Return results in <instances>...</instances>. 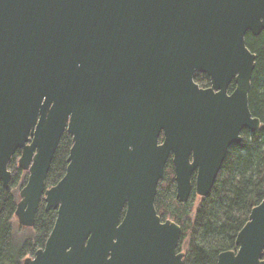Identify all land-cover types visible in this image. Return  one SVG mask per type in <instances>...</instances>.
I'll use <instances>...</instances> for the list:
<instances>
[{
  "label": "water",
  "instance_id": "obj_1",
  "mask_svg": "<svg viewBox=\"0 0 264 264\" xmlns=\"http://www.w3.org/2000/svg\"><path fill=\"white\" fill-rule=\"evenodd\" d=\"M262 31L264 0H0V181L19 150L17 223L33 227L41 199L57 212L23 264H183L158 183L171 157L178 202L207 197L242 130L260 128L245 35ZM64 132L66 171L46 188ZM235 246L216 264H264V197Z\"/></svg>",
  "mask_w": 264,
  "mask_h": 264
},
{
  "label": "trees",
  "instance_id": "obj_2",
  "mask_svg": "<svg viewBox=\"0 0 264 264\" xmlns=\"http://www.w3.org/2000/svg\"><path fill=\"white\" fill-rule=\"evenodd\" d=\"M245 44L255 54L248 106L252 116L260 120V128L256 132L242 130L241 143L228 149L209 195L201 198L196 207L198 196L194 188L186 203L176 199L170 158L158 183L154 207L162 221L171 219L180 226L181 238L177 250L186 245L183 264H216L219 253L235 250L236 235L247 222L251 209L264 197V31L258 36L247 32ZM194 81L202 88L210 85L209 78L203 73H196ZM234 87L232 81L229 92ZM71 145V136L64 132L45 178L46 188L55 185L64 176ZM19 155L18 150L8 163L11 172L9 187L5 189L0 181V264H23L27 256H32L44 246L57 216L55 209L45 210L41 199L31 227L32 235L25 237L19 245L15 243L18 200L14 191L25 184L28 175L18 167ZM124 211L125 208L121 218Z\"/></svg>",
  "mask_w": 264,
  "mask_h": 264
},
{
  "label": "rangeland",
  "instance_id": "obj_3",
  "mask_svg": "<svg viewBox=\"0 0 264 264\" xmlns=\"http://www.w3.org/2000/svg\"><path fill=\"white\" fill-rule=\"evenodd\" d=\"M24 173H26V172L24 171ZM19 190H20V188H17V189H15V191H14V194H15L17 200H19ZM200 200H201V198L196 197V200H195V207H196V205L198 204V201H200ZM15 223H16V224H15V225H16V226H15V243H16L17 245H19V244L24 240L25 237L32 235V230H31V228H29V227H23V226H20V225L17 223V220H16ZM181 251L185 253V251H186V245H184V244L182 245V247H181Z\"/></svg>",
  "mask_w": 264,
  "mask_h": 264
},
{
  "label": "flooded vegetation",
  "instance_id": "obj_4",
  "mask_svg": "<svg viewBox=\"0 0 264 264\" xmlns=\"http://www.w3.org/2000/svg\"><path fill=\"white\" fill-rule=\"evenodd\" d=\"M161 140H162V136H161ZM231 147V146H230ZM229 147V148H230ZM170 159H171V157H170ZM169 160V159H168ZM193 177L195 178V173L193 174ZM193 177H192V179H193ZM194 185V184H193Z\"/></svg>",
  "mask_w": 264,
  "mask_h": 264
}]
</instances>
